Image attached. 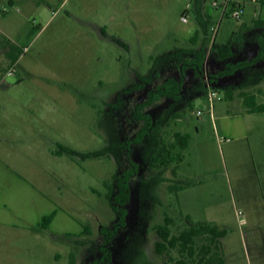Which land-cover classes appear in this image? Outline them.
<instances>
[{
  "label": "rangeland",
  "instance_id": "rangeland-1",
  "mask_svg": "<svg viewBox=\"0 0 264 264\" xmlns=\"http://www.w3.org/2000/svg\"><path fill=\"white\" fill-rule=\"evenodd\" d=\"M61 1L41 0L27 11L0 0V24L12 33L0 34V264H69L71 255L76 264H165L167 255L154 249L155 227L165 216L172 217L173 231L199 221L226 228L225 264H264V111L249 112L246 100L254 94L255 103H264V58L232 75L220 73L257 53L264 37V24H255L264 19L260 1L205 0L210 25L195 44L171 32L148 42L103 37L102 29L81 24L76 0ZM188 1L171 16L181 27L200 28L196 1ZM229 1L242 5L239 18L230 3L225 8ZM234 30V55L221 59L212 42L226 41ZM202 45L203 72L185 70L181 98H160L145 109L154 123L161 121L166 142L177 130L190 134L184 159L151 166L148 137L131 143L120 164L104 153L112 132L121 139L136 134L142 122L133 118V105L179 74L178 66L163 65L153 83L114 106L121 92L149 73L161 53ZM212 89L222 98L212 100ZM90 152L94 156H84ZM129 161L137 174L127 224L105 244L100 228L117 221L108 185ZM177 180L192 183L177 191L171 187L182 184ZM53 211L51 224L42 227ZM101 246L111 262H101Z\"/></svg>",
  "mask_w": 264,
  "mask_h": 264
},
{
  "label": "trees",
  "instance_id": "trees-1",
  "mask_svg": "<svg viewBox=\"0 0 264 264\" xmlns=\"http://www.w3.org/2000/svg\"><path fill=\"white\" fill-rule=\"evenodd\" d=\"M197 6V16L200 22L194 34L190 37V42L195 44L201 33L206 34L209 28V15L203 10V3L205 0H195ZM264 2V0H263ZM233 10L239 2H229ZM224 16L226 14L224 13ZM261 21L257 19L255 24L261 26ZM246 26V25H245ZM247 27V26H246ZM237 30L232 32L231 37L226 42H219L213 40L211 49L215 51L219 58L227 59L234 55V43ZM205 36V35H204ZM109 37L118 40L115 35ZM259 48L257 53L250 60H237L230 62L227 67L220 73L223 75H232L240 68L247 67L253 61L261 60L264 58V37H259ZM207 56V50L204 45L200 48H176L172 51H165L159 56L153 58L156 61L149 73L145 75H138V79L132 86L125 88L119 95L116 105L123 98V95H128L135 91L145 89L148 84L153 83L163 70V67L173 68L178 66L179 74L168 75L160 84L147 90V96L141 101L133 105L132 116L135 120L141 121L142 125L137 130L132 138L121 139L117 132H112L108 145L103 149V152L112 156L118 164L122 162V154L125 149L130 148L131 143H141L145 137H148V144L145 151V158L153 167H166L171 163H180L185 157V150L187 149L190 141V134L187 132L175 131L173 140L166 142L161 133V121L154 123L151 116L145 112V109L160 98H170L173 102L181 98V93L184 90L185 84V70L191 67L195 73L201 75L204 69V62ZM161 64V65H160ZM166 65V66H163ZM161 66V68H160ZM163 66V67H162ZM160 70V71H159ZM129 93V94H128ZM255 95L251 94L246 96V100L250 102L249 112H262L264 111V103H255ZM111 112V111H110ZM110 115H113L111 112ZM72 156L81 155L80 152L72 148L65 149ZM84 156H94L93 152L86 153ZM175 173V170H174ZM137 174L136 165L129 161V167L121 170L115 174L114 185H108L109 191L107 197L111 201L113 210L117 213V221L109 228L101 227L100 231L103 234L104 243H110L111 239L119 232L121 228L126 226V216L128 214L127 205L132 196L131 178ZM157 181V179L155 180ZM178 183L172 184L173 189L184 188L192 183L190 180H177ZM55 216V211L50 214L44 215L41 221L42 227H48ZM172 217L165 216L164 222L156 225V235L154 249L159 255H167L165 264H225V252L223 247V237L227 234V229L219 227L213 223L199 221L189 227L173 231L171 228ZM102 251V259L107 258L111 262L110 252L105 247H100ZM76 264V259L71 255L70 263ZM108 264V263H107Z\"/></svg>",
  "mask_w": 264,
  "mask_h": 264
},
{
  "label": "crops",
  "instance_id": "crops-1",
  "mask_svg": "<svg viewBox=\"0 0 264 264\" xmlns=\"http://www.w3.org/2000/svg\"><path fill=\"white\" fill-rule=\"evenodd\" d=\"M8 1L12 6L19 4L21 8L25 7L27 11L32 7L38 9L41 5V0H38L39 2H36V0ZM66 1L62 0L61 4H64ZM259 1L261 3L260 9L263 10L264 2L263 0ZM75 2H77L81 24L85 27L95 28L98 32L102 29L103 34L101 33V36L103 37L115 35L127 41L128 38L137 36L141 42H148L150 41L149 37L152 35L166 36L168 32H171L172 35H181L190 40V37L197 29L195 27H181L182 23H176V19H173L171 16L174 11L183 12L185 8L184 3L188 4V0H76ZM259 20L262 22L261 25L264 24V19ZM168 24L170 28L167 31L166 26ZM245 25L246 23L242 21L240 27ZM185 33L187 36H185ZM0 34L5 36V38H9L12 33L0 24ZM231 35L232 33L228 35L226 41L229 40ZM160 40L155 39L156 42ZM175 40L177 39L175 38ZM2 51H5V49H2ZM11 51L8 50L10 53Z\"/></svg>",
  "mask_w": 264,
  "mask_h": 264
},
{
  "label": "built area",
  "instance_id": "built-area-1",
  "mask_svg": "<svg viewBox=\"0 0 264 264\" xmlns=\"http://www.w3.org/2000/svg\"><path fill=\"white\" fill-rule=\"evenodd\" d=\"M229 2H225V8ZM214 3L217 4V1H214ZM241 9H242V5L237 4V6L231 11L232 16L239 18L241 16ZM183 18H184V20H187V15H183ZM209 95H210L212 100L222 98L220 92L218 90H214V89L210 90ZM197 113H201V110H198Z\"/></svg>",
  "mask_w": 264,
  "mask_h": 264
}]
</instances>
